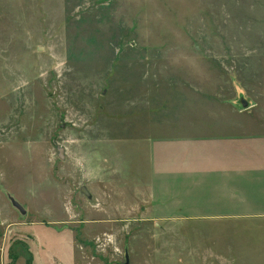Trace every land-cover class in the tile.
Segmentation results:
<instances>
[{
  "label": "rangeland",
  "instance_id": "374dc122",
  "mask_svg": "<svg viewBox=\"0 0 264 264\" xmlns=\"http://www.w3.org/2000/svg\"><path fill=\"white\" fill-rule=\"evenodd\" d=\"M126 257L264 264V0H0V264Z\"/></svg>",
  "mask_w": 264,
  "mask_h": 264
},
{
  "label": "water",
  "instance_id": "95a60500",
  "mask_svg": "<svg viewBox=\"0 0 264 264\" xmlns=\"http://www.w3.org/2000/svg\"><path fill=\"white\" fill-rule=\"evenodd\" d=\"M59 158H62L61 155H59ZM81 192L84 193L86 196H88V193L84 188L81 189ZM123 264H129L128 258L126 257V260Z\"/></svg>",
  "mask_w": 264,
  "mask_h": 264
}]
</instances>
